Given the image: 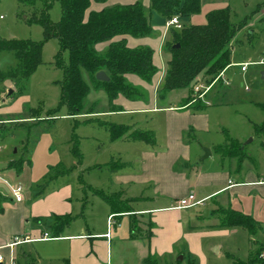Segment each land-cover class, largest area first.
Segmentation results:
<instances>
[{"label":"crops","instance_id":"crops-1","mask_svg":"<svg viewBox=\"0 0 264 264\" xmlns=\"http://www.w3.org/2000/svg\"><path fill=\"white\" fill-rule=\"evenodd\" d=\"M137 1L140 0H108L93 3L90 10ZM144 4L149 8L150 0H145ZM166 21L163 16L153 20L151 15V35L116 36L97 46L98 50L104 51L111 42L125 39L130 48L151 47L154 50V64L159 72L151 81L135 74L125 75L129 83L145 91L140 98L130 99L120 94L111 101L104 90L92 88L88 96L89 103L96 106L92 113L72 117L63 109V115L51 117L47 111L42 116L39 107H24L27 85L36 72L27 81L22 94L15 93L14 81L0 80V139L15 131L22 133L18 141L20 150L13 154L0 142V175L9 183H12L11 179H21L20 183L12 184L24 188V200L15 202L9 195V188L0 179V192L7 198L0 203V254L4 260L0 264H9L12 258L17 264H145L149 257L157 259L160 264H174L189 258L198 264H234L236 260H251L253 252L264 243V162L256 163L246 145L244 157L223 156L218 152L231 139L243 144L252 135L264 137V129L258 130L264 125V115L253 120L245 111L252 108L264 111V103H245V107L239 103L240 108L232 109V101L237 102V92L227 73L234 66L247 62L237 61L231 50L230 65L223 70L217 86L215 84L205 96L208 103L198 100L186 104L185 89L173 91L170 103H163L160 87L171 53L168 50L170 41L165 39L166 43H162L164 32L157 28L166 30ZM5 52L12 53L15 64L3 65L6 69L0 72L17 64L10 51L0 52V59ZM87 82L92 85L89 76ZM200 103L203 107H198ZM29 108L38 112H29ZM227 110L233 112L232 124L225 117ZM62 119L75 121L69 136H56L52 131L44 141L43 135L30 156L27 144L31 127L39 122L55 126L57 120ZM79 119L106 130L110 140L107 148L109 161L98 159L101 145L97 144L91 152L95 163L86 162L82 137L77 133L82 124ZM234 122L243 129L236 131ZM109 124L152 132L155 143L131 139L129 134L114 140L108 130ZM75 127L81 162L72 153L71 138ZM23 134H28V138ZM42 141L43 147L37 155ZM204 147L211 151L205 159ZM18 162L22 164L18 165ZM12 163L17 165L10 166ZM111 163L117 167L116 171L108 167ZM50 166L65 170L66 175L47 177ZM104 170L110 171L107 186L93 179L95 176L86 178L93 171ZM95 190L108 195L121 194L122 199L139 200L131 204L133 212L116 215L110 226L111 207ZM190 194L202 203L185 209L175 208L180 199ZM90 196L99 197L105 203L98 202L101 210L96 214L91 211L95 200L90 202ZM203 206L207 208L206 214L205 210L199 213L193 210ZM223 210L253 218L258 226L256 232L252 234L243 226H221L220 212ZM67 215L74 219L60 236L40 240L46 232L54 236L55 218ZM132 216H137L142 229L140 238L130 236ZM108 232L109 238L105 236ZM16 237H20L21 242L12 245ZM241 239L248 241L247 255L241 254V248H245L240 244Z\"/></svg>","mask_w":264,"mask_h":264},{"label":"trees","instance_id":"trees-1","mask_svg":"<svg viewBox=\"0 0 264 264\" xmlns=\"http://www.w3.org/2000/svg\"><path fill=\"white\" fill-rule=\"evenodd\" d=\"M20 0L25 7L34 8L35 13L26 19L29 25L39 24L43 28L44 39H0V52H13L17 64L5 72H0V80L10 79L16 86V94H22L29 78L42 64V53L45 43L55 38L59 42V51L54 63L63 70V79L59 81L61 94L58 105L49 110V116H56L65 109L67 115L75 117L89 114L96 110L88 101L92 88L103 89L113 101L122 94L130 99L143 96V91L129 83L126 74H135L145 81H151L159 72L154 64V50L151 47L130 48L125 39L111 42L104 51L97 49L101 43L110 42L116 36L145 37L152 34V11L161 14L166 20L175 15L189 17L200 12L202 0H150V12H146L142 2L130 4H115L101 10H90L93 3H106L108 0ZM60 3L61 18L51 20L50 10L54 3ZM231 11L222 8L210 11L204 24L183 25L182 29L173 32V38L168 44L171 59L160 87V97L175 90L189 88L194 79L204 70L215 79L231 63V43L236 36L237 27L230 22ZM179 44L177 47L176 45ZM69 54V61H65L64 54ZM86 70L92 85L83 76ZM105 71L109 81H101L96 74ZM14 93V94H15ZM191 93H195L192 89ZM13 94V95H14ZM193 97L185 103H192ZM198 101V100H196ZM200 101V100H199ZM197 105V104H196ZM200 103L198 107H203ZM29 112L38 111L29 108ZM74 128L71 142L72 153L78 162L82 160L78 136ZM264 125L258 130H263ZM112 139H118L129 134L131 139L144 140L155 143L154 135L149 131L131 130L129 126L109 124ZM223 156H245V145L236 140L218 150ZM17 165L12 163L10 166ZM22 162H18L21 165ZM122 166V165H119ZM110 167L117 170L114 163ZM111 207L113 214L133 212L132 203L139 198L122 199L121 194H105L96 191ZM7 198L0 192V203ZM221 226H243L252 234L258 228L254 219L242 213L228 210L221 211ZM74 219L73 216H57L55 218V237ZM131 238H140L142 229L137 216H132ZM149 236V233H147ZM264 251V244H260L249 261L236 260L234 264H258L260 254ZM145 264H160L155 258L149 257ZM174 264H198L194 259L178 260Z\"/></svg>","mask_w":264,"mask_h":264},{"label":"rangeland","instance_id":"rangeland-1","mask_svg":"<svg viewBox=\"0 0 264 264\" xmlns=\"http://www.w3.org/2000/svg\"><path fill=\"white\" fill-rule=\"evenodd\" d=\"M144 4L145 0H140ZM42 1H39V5L41 6ZM146 12H150V9L144 4ZM222 8H229L231 11L230 14V22L232 25L236 26L237 32L236 36L233 38L236 39L234 46L231 43V50L233 51V56L237 61H246L249 63L248 70L245 73L240 71V66L236 65L229 70L227 73L228 80L232 83L233 87H236V101H232L234 108L245 107L244 104H254L256 102L264 103V64H256L264 57V0H202V7L200 12L195 13L191 16L180 17V23L182 25H191V24H204L207 21V14L210 11ZM35 13L34 8L25 7V5L20 3V0H0V16L2 15L4 18L0 21V38H18V39H33V40H42L44 39L43 28L39 24L29 25L26 22V19H30ZM61 6L57 1L54 3L52 9L50 10L51 20L57 22L61 18ZM153 20L162 18V15L157 13L156 11H152ZM155 25V24H154ZM165 26V23H164ZM158 30L164 32L163 41L167 39L171 42L173 31H179L175 28L172 29H164L157 28ZM232 40V41H233ZM170 44V43H169ZM59 51V42L57 39L52 38L48 40L43 48L42 53V64L38 67L35 75L31 77L28 85H27V94L25 96L24 107L31 106L38 108L39 113L42 116H45L47 111L55 108L59 102L61 88L59 81L63 79V70L60 69L54 63V59L56 54ZM65 61H69V54L66 52L64 54ZM1 64L0 70H5L2 66L14 65L15 59L12 53H4L1 56ZM10 63V64H9ZM222 72V71H221ZM207 71L201 72L192 82L189 88L185 89L184 97L186 99L184 102L189 100L190 98H195L196 93H191L194 85L197 82H203L206 84H210L214 81L213 76L207 74ZM83 76L88 81V73L86 70H83ZM216 79V78H215ZM218 82V81H217ZM215 82V84L217 83ZM214 84V85H215ZM218 84V83H217ZM216 84V86H217ZM213 85V86H214ZM212 89V88H211ZM103 90V89H101ZM145 92L143 89H141ZM184 90V89H181ZM194 90V89H193ZM180 92L179 90H175ZM161 92V91H160ZM173 92V91H172ZM172 92L167 94L166 98L163 99V103H170V99ZM104 94V92H103ZM144 94V93H143ZM147 93H145L146 95ZM105 95V94H104ZM90 97V95H89ZM24 98V97H23ZM21 100V99H18ZM17 100V101H18ZM194 100V99H193ZM205 103L208 101L204 100ZM241 103V106L239 105ZM23 107V109H24ZM233 109V110H234ZM26 111V110H25ZM248 113V117L255 120L258 115H264V111L259 108H252L245 110ZM65 110H62L58 113V115H63ZM233 112L230 110L225 111V117L232 124L233 121L230 120L231 114ZM57 115V116H58ZM82 121V124L79 126L78 134L82 137V147L85 152V160L88 164L95 163L94 155L91 153L93 148L100 144L101 152L100 158L103 162L109 161V152H107V148L110 144V140L108 137V133L105 129H101L97 126H92L91 122L84 123V119H79ZM58 121V122H57ZM57 124H50L49 122H39L31 127L32 131L29 135L28 141V150L30 156L34 154L36 151L37 145L39 143V139L44 135V139L47 138L48 134H51L54 131L56 136L65 135V137L69 136V133L72 131V126L75 125V121L72 119H62L57 120ZM257 121V120H256ZM236 123V124H235ZM230 124V125H231ZM227 126V124H226ZM27 129V128H23ZM234 129L237 131L240 128V125H237V122H234ZM28 131L26 130V133ZM23 137L28 138V134H23ZM22 138V133L20 131H15L13 134L2 136V140L0 142L6 146L8 152L15 153L16 150H20V146L18 141ZM98 143H97V139ZM252 139V140H251ZM45 141V140H44ZM57 141H60V139ZM117 144H121L117 142ZM115 145L117 147L118 145ZM244 145L248 146L247 151H249L250 156L255 158L257 162H264V137H259L252 135L247 138ZM43 147V141L40 144L38 154H40V150ZM5 148V151H6ZM67 149V145L65 146ZM103 152V153H102ZM53 161V158H51ZM50 166L47 169L48 176L47 177H55L58 175L65 174V170L61 168H52ZM61 169V170H59ZM62 173V174H59ZM104 174V175H102ZM107 174H110L109 170H104L102 172L93 171L91 176H86V178L94 177L97 182L104 183L106 186L110 184L109 179H107ZM66 175V174H65ZM64 175V176H65ZM109 177V176H108ZM110 178V177H109ZM12 183H20L21 179H11ZM19 181V182H18ZM90 195H92L90 191H88ZM95 200V201H94ZM94 201V202H93ZM90 202H93L92 213L96 214L99 212L98 202L105 204L103 200L99 197L90 196ZM89 202V203H90ZM207 208L205 206L198 207L193 210H197L199 212H203ZM240 230V229H239ZM242 232V231H241ZM264 233V226H263ZM240 244L244 245L245 248H241V254L247 255L248 253V241L247 239H241ZM264 244V243H263ZM247 245V246H246ZM257 250V249H256ZM263 253V252H262ZM260 254V262L258 264H264V256Z\"/></svg>","mask_w":264,"mask_h":264},{"label":"built area","instance_id":"built-area-1","mask_svg":"<svg viewBox=\"0 0 264 264\" xmlns=\"http://www.w3.org/2000/svg\"><path fill=\"white\" fill-rule=\"evenodd\" d=\"M4 17L1 15L0 16V21L3 19ZM166 28L169 29V28H175V29H182L183 28V25L180 23V17L178 15H175L173 16L172 18L168 19L166 21ZM256 64H264V57ZM241 66V71L242 72H246L248 70V66H249V63H242L240 64ZM223 71L216 77V79H214V81L210 84H206V83H203V82H197L193 89H194V92L196 93V96L193 100L196 101V100H205V96L207 95V93L211 90V88L213 87V85L215 84V82L219 81L222 79L223 77ZM226 83H228L227 81H225ZM0 179L7 185V187L9 188V195L10 197L15 201V202H22L24 200V188L22 185L20 184H12V183H9V181H7L6 179L3 178V176L0 175ZM202 201H198L196 200V197L194 194H190L188 197L186 198H183V199H180L178 204L175 206V208H178V209H185V208H190V207H193V206H196L198 204H201ZM116 215H119V214H112L110 217H109V225L111 226L112 223L114 222L113 221V218L116 216ZM106 237H110V233L108 232L107 234H105ZM56 237L54 236H51L49 233H45L44 236L42 238H40V240H48V239H55ZM26 240H31L29 237H26L25 238ZM21 242V239L20 237H16L15 240H14V243L13 244H17ZM262 255L264 256V251L262 253ZM4 260H3V257L2 255L0 254V263H3ZM9 264H17L16 260L14 258H12L9 262Z\"/></svg>","mask_w":264,"mask_h":264},{"label":"water","instance_id":"water-1","mask_svg":"<svg viewBox=\"0 0 264 264\" xmlns=\"http://www.w3.org/2000/svg\"><path fill=\"white\" fill-rule=\"evenodd\" d=\"M176 46L178 47L179 44H177ZM96 78H97L98 80H101V81H109V80H110V77L108 76V74H107L105 71H100V72H98V73L96 74ZM10 93H12V90H10ZM251 140H252V139H251ZM203 150H204V152H205L203 159H205V158H207V157H209V156L211 155V151H210V149L204 147ZM206 213H207V210H205L204 214H206ZM180 259H181V257H180Z\"/></svg>","mask_w":264,"mask_h":264}]
</instances>
